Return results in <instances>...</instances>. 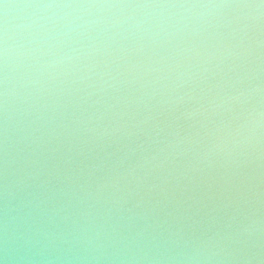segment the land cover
Returning a JSON list of instances; mask_svg holds the SVG:
<instances>
[{
  "label": "water",
  "instance_id": "obj_1",
  "mask_svg": "<svg viewBox=\"0 0 264 264\" xmlns=\"http://www.w3.org/2000/svg\"><path fill=\"white\" fill-rule=\"evenodd\" d=\"M0 264H264V0H0Z\"/></svg>",
  "mask_w": 264,
  "mask_h": 264
}]
</instances>
